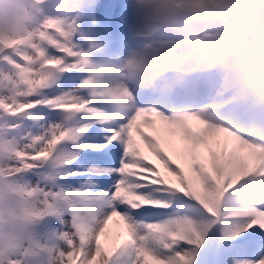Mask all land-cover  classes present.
I'll list each match as a JSON object with an SVG mask.
<instances>
[{
  "label": "snow or ice",
  "instance_id": "obj_1",
  "mask_svg": "<svg viewBox=\"0 0 264 264\" xmlns=\"http://www.w3.org/2000/svg\"><path fill=\"white\" fill-rule=\"evenodd\" d=\"M48 3L23 0L16 19L0 23V165L8 161L0 166V264H27L44 247L32 229L48 216L59 220L53 239L63 242L46 248L48 264H117L123 255L125 264H195L213 225L225 241L264 232V139L206 118L218 105L168 112L137 104L125 84L126 73L153 65L206 71L203 54L211 50L264 54V0L234 19L243 0H136L143 25L135 36L144 43L120 67L94 62L74 40L77 19L94 0H65L71 8L64 14L49 12ZM173 23L192 33L165 35ZM114 72L120 79H108ZM65 73L80 74L79 83L62 87ZM37 107L73 122L22 132L24 120L42 119L32 112ZM85 135L98 142L86 143ZM85 148L102 162L69 173L86 177L79 187L29 181L50 157L66 166ZM113 174L105 190L90 179ZM142 208L171 212L138 219ZM233 264H264V256Z\"/></svg>",
  "mask_w": 264,
  "mask_h": 264
},
{
  "label": "clouds",
  "instance_id": "obj_2",
  "mask_svg": "<svg viewBox=\"0 0 264 264\" xmlns=\"http://www.w3.org/2000/svg\"><path fill=\"white\" fill-rule=\"evenodd\" d=\"M254 2L255 0H243L242 7L232 18L250 10ZM22 3L23 0H0V23L13 22L20 14ZM133 3L136 7V0ZM226 22V19L221 20L218 27ZM191 33L189 26L178 23L168 24L164 29L165 35L176 37ZM143 43L140 41L127 54L120 55L113 65L120 67L127 63L133 53L143 47ZM203 57L207 63L206 71L185 73L178 68L164 70L153 65L142 71L126 73L125 84L133 93L136 103V93H146L152 101L146 105L156 106L164 111L166 109L168 112L201 110L205 105H218L203 113L206 118L233 127L244 135L264 139V120H258L242 111L248 100L264 104V54L245 50L237 55L224 57L216 49L205 52ZM108 79L118 80L120 76L114 72ZM112 110L117 109L112 106ZM7 164L8 161H4L0 166L6 167Z\"/></svg>",
  "mask_w": 264,
  "mask_h": 264
},
{
  "label": "rangeland",
  "instance_id": "obj_3",
  "mask_svg": "<svg viewBox=\"0 0 264 264\" xmlns=\"http://www.w3.org/2000/svg\"><path fill=\"white\" fill-rule=\"evenodd\" d=\"M57 0H49V3H54ZM108 9L109 7H105ZM98 8H96V11L94 14H92V18L88 19V24L84 29V42L83 44H89L92 42H99L102 41L105 46L102 48L105 49V54L107 59H103L100 64L105 65H113L115 58V53H118V56L122 53V43L120 44H114L112 42L111 33H109L108 21H110L109 17V10L104 12L102 16L98 14L97 12ZM91 12H88L86 14L89 16ZM127 24H128V39H127V48L125 50V54H127L128 50L132 47H135L140 40L135 36V33L137 30H139L143 25L142 20V13L137 11L136 7L134 6L133 0H130L127 3ZM102 37V39H101ZM96 38V40H94ZM124 54V55H125ZM61 86L62 87H68L71 85H68L65 83L66 80L63 78ZM57 91V90H53ZM51 95L52 92H49ZM252 104L248 105V101L245 102V106L248 107V109H255L261 111V113L264 115V104L259 105L258 103L252 101ZM38 109L45 108L46 111L42 112V119H40V123L38 128L35 131H32L33 133H36L41 130L42 125H47L48 123H60L64 124L63 121L67 123H72L73 121H66L63 114L60 112L57 113L56 110H50L47 107H37ZM36 108V109H37ZM75 119V118H74ZM26 121V120H25ZM38 125V124H37ZM93 127H98L94 125ZM32 127L30 124L27 125V128L24 131H27L31 129ZM92 130L89 129V132ZM86 143L94 144L98 142V139L95 136L85 135L82 138ZM61 147V146H60ZM59 147V148H60ZM73 147V146H72ZM74 148V147H73ZM91 149L85 148L83 151H89ZM75 154V159L72 160L71 163H69L66 166H59L56 167V170L54 173L55 176L52 177L53 174L50 176L52 177L49 179L50 176L47 177L44 173H30L29 174V181L30 182H36L40 181L43 183L46 187L52 186V187H61V188H68L65 186V182L67 179H73L71 175H68L67 170L69 172L76 171L79 172L83 169H86L89 165L101 163L98 161H95L93 159H87L83 157L82 151H79ZM82 155V156H81ZM54 162V159L52 160ZM108 161H105L103 163L107 164L110 167H115L116 165L107 163ZM72 165V168L66 169ZM118 166V164H117ZM116 166V167H117ZM115 175H99V176H92L90 179L92 182H94L95 189L96 190H105L108 189L109 186L113 183V179H115ZM83 181L86 179L85 176L82 177ZM79 187V186H78ZM150 215V216H149ZM146 215L144 217L135 215L138 219H158L155 215ZM67 218V217H65ZM218 225H213L212 228L209 230L208 235L206 237L204 245L201 246V248L198 250L197 258L195 260V264H208L209 256L212 251H210L213 247V251L216 249V259L212 264H221L222 260L225 262H222V264H233L234 258H249L252 260H257L261 256H264V235H262L264 232H261L258 227L254 229H249L247 232H241L240 235L235 239V244L230 246L224 251H220L217 249V245L213 243V232L216 229ZM61 225L59 224V220L55 216H48L44 220L40 221L39 224H36L32 231L35 236V238L44 245L43 248L35 250L34 254L28 257L27 264H48L49 260V254L46 251L47 247L52 246L55 244V246L60 247L63 242L53 239V234L56 230L60 229ZM218 241H223L222 236L220 235ZM262 243V244H261ZM213 254V252H212ZM130 257L127 255H123L118 258L117 264H125L127 260H129ZM225 259V260H224Z\"/></svg>",
  "mask_w": 264,
  "mask_h": 264
},
{
  "label": "bare ground",
  "instance_id": "obj_4",
  "mask_svg": "<svg viewBox=\"0 0 264 264\" xmlns=\"http://www.w3.org/2000/svg\"><path fill=\"white\" fill-rule=\"evenodd\" d=\"M262 235H264V233L262 234ZM264 243V242H263ZM262 244V243H261Z\"/></svg>",
  "mask_w": 264,
  "mask_h": 264
}]
</instances>
